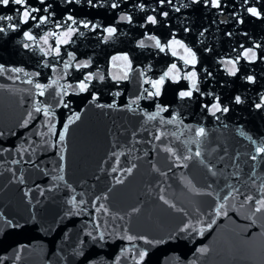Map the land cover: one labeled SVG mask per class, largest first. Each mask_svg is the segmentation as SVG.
I'll return each mask as SVG.
<instances>
[{
	"label": "water",
	"instance_id": "water-1",
	"mask_svg": "<svg viewBox=\"0 0 264 264\" xmlns=\"http://www.w3.org/2000/svg\"><path fill=\"white\" fill-rule=\"evenodd\" d=\"M47 2L54 12L48 24L30 21L0 33V264H264V210L256 212L264 200V154L255 151L264 145V107H255L264 98V0H222V10L192 0L163 6L101 0L97 8L84 0ZM112 2L120 6L113 9ZM19 7L0 6V15L14 17L0 25L19 23ZM66 9L117 32L105 41L106 33L80 26L59 56L45 55L40 38L59 35L55 22ZM149 15L158 23H146ZM29 29L39 44L25 49L23 43H32L23 39ZM173 35L196 53L195 66L185 65L182 48L161 52L147 39L167 45ZM49 44L54 48L56 40L49 37ZM244 48L255 49L257 59L243 58ZM125 55L127 61L113 59ZM238 55L237 74L229 75L222 61ZM85 61L87 68L76 67ZM172 64L181 77L195 67L200 91L213 95L180 99L191 83L181 78L166 79L159 96H148L145 89H155L146 81L158 80ZM89 73L88 90L80 92ZM37 84L48 85L43 95ZM215 97L227 113L213 116L203 107ZM158 105L166 111L149 119ZM201 127L206 134L198 137ZM185 224L192 227L182 231ZM142 251L147 255L140 261Z\"/></svg>",
	"mask_w": 264,
	"mask_h": 264
},
{
	"label": "snow or ice",
	"instance_id": "snow-or-ice-1",
	"mask_svg": "<svg viewBox=\"0 0 264 264\" xmlns=\"http://www.w3.org/2000/svg\"><path fill=\"white\" fill-rule=\"evenodd\" d=\"M84 2L91 8H97V7H101L103 6L101 4V0H84ZM159 4L161 6H163L164 4H169L172 5L173 4V0H158ZM193 3H201L203 2L206 6H210L213 8H217V9H221L223 8V4H222V0H192ZM10 3L15 4L17 6H20L19 8L16 9L17 13L20 14V19H19V23H8L6 25H0V33L6 34L7 30H12V31H17L20 28V25H26L28 24L30 21L35 22L34 23V27H39V26H43L48 24L49 20L53 17L54 12L51 11L53 5L51 3H48L47 0H36V4L39 6H34L28 3V0H0V6H8ZM64 3L67 5H73V4H79L81 3V0H64ZM244 4L248 3V0H243ZM120 5L117 2H112L111 3V8L116 9L118 8ZM139 8L141 10H143L145 8V5L143 3L139 4ZM174 10L176 12H179L181 9L179 7H175ZM46 13V15H39L37 16V13ZM247 12L253 16V17H261V11L258 10L256 7H248L247 8ZM169 15V13L167 11H164L162 13V16L167 18ZM14 17L12 15H0V21H13ZM119 19L121 21H128L129 23H131L132 21V17L130 15H121L119 17ZM240 23H243L242 20L239 21ZM146 23H150V24H157L158 20L156 16H152L149 15L147 16L146 19ZM80 26H82L85 29H89L91 31H96V30H101L103 33H106V35L103 36V39L105 41L109 40L110 38H112L114 36V34L117 32V28L115 26H107V27H103L102 25H99L97 23H94L92 21H88V20H77L75 19V17L73 16V14L71 13L70 9H66L64 11V19L62 21H56L55 22V27L57 29L60 30L59 35L57 34V32L52 31V32H46L40 39L43 43V45H47L48 48L47 50H45V48L41 47V51L44 52L45 55H49L51 53H55V55L59 56L61 53V45L63 44H67L69 43V39L70 37L73 36V34L79 32V28ZM66 29V31H65ZM186 31L188 29H185ZM80 35H83L82 32L79 33ZM204 33H201V36H203ZM228 35H231V33H229ZM49 37H52L56 40V45L53 48L52 45L49 44ZM23 39L25 41H29L32 43H23V47L25 49L30 48L33 46V44H39V42L37 41V37L35 35L32 34V30H26L23 31ZM147 39L149 40H154L155 41V46L161 51L164 52L166 51L167 48H175V47H179L182 48L184 50V52L186 53V57H184V63L185 65H192L195 66L197 64V56L196 53L192 51L191 48L187 47L186 45H184L181 41L175 39V36L173 35V39L167 44H162L161 41L159 39H157L155 36H149L147 37ZM139 46L144 47V40H140L139 41ZM256 47H259V45H257ZM175 51H173V55H175ZM243 58H246L247 60L251 61H255L257 59V53L255 51V49L253 48H244L243 49ZM70 59H74L73 55L70 53L69 54ZM113 59H123L125 61L128 60L127 55L123 56V57H114ZM241 59V56H237L235 59H229L226 61H222L223 63H225V66L227 68V71L229 73V75L235 76L237 74V64L239 62V60ZM228 65H230L231 67H228ZM70 65L68 63H65L64 67L68 68ZM77 68H87L88 67V62L85 61L83 63H79L76 65ZM0 71H3V67L0 66ZM11 71L13 72H21L22 69L20 68H13L11 69ZM205 72L208 76H211L212 74L210 72H207V70L205 69ZM175 73V74H174ZM180 70L177 68L176 64H172L171 67L169 68L168 71L164 72V74L162 76H160V78L158 80H150V81H146L147 83H150L152 85V88L155 89V91H149L148 89H145V92H147L148 96H159L161 94V87L164 85L165 80L166 79H172L174 81H178L181 78L186 79V80H190V86L188 87L187 90H181L178 93V96L180 99H184V98H191L193 97L194 92H199L201 96L203 95H213L211 92L205 94L203 92L200 91L199 87H198V73L195 70V67H193V70L188 72L187 74H185L183 77H181V75L179 74ZM143 75V73H141ZM101 79H103V76L100 77ZM123 79H127V75H125L124 77H122ZM93 79V75L91 73H89L88 75L85 76L84 80H81L78 84V89L80 92H84L88 90L89 84L87 83L88 81H91ZM249 82H254V77L249 75L246 78ZM29 83H31L32 81L29 80ZM53 83H55V81H53ZM48 87V85H40L37 84L36 88L41 89L40 91V95H43V89ZM69 87H71V85H69ZM62 96H61V103H64L63 101V95H67L66 91L62 90ZM116 95H119V93H116ZM93 100L96 99L95 96H93L92 98ZM132 103H135V101H133ZM235 103L239 104L241 103V97L239 95H237L235 97ZM65 107H67L68 105L65 103L64 104ZM115 105H107V107H114ZM158 107V112L152 116H149V119H154L155 115H158L159 112L162 111H166L165 108H161ZM204 108L207 109V111L212 114L213 116L216 115V113L218 112H222V113H227L230 109L227 106H222L219 97H215L214 102L211 104V106L208 105H203ZM255 107L257 109L264 107V98L261 99L260 103H257L255 105ZM37 112L41 111V108L37 107L35 109ZM44 113L45 115H49L48 110L45 108L44 109ZM31 115V113L29 114ZM76 119L79 118V114H76L75 116ZM175 119V118H174ZM217 119H219V117H217ZM73 122V119H69L68 123L71 124ZM170 123L172 121H169ZM27 124V121L25 122ZM67 130V124L65 125V131ZM196 131V136L198 137H202L204 136L205 133V129L203 127L198 128L195 130ZM60 141L64 140V132L60 133L59 136ZM157 139H159V137H157ZM255 143V142H254ZM168 151H171V149H168ZM257 154H264V145L258 146L255 149ZM196 156L200 155V152L197 151L195 153ZM190 157H185V159H189ZM253 160L256 159V156L252 157ZM118 162V161H117ZM115 171V169H113ZM127 171L130 173L132 171L131 168L127 169ZM120 182V181H117ZM163 199V197H162ZM249 199H251V197H249ZM165 203H167V201H165ZM258 203V207L256 208V212H260L262 210H264V200L261 201H257ZM101 207H103V205H101ZM223 208V205H220L219 208L217 209V215H220V209ZM133 211H137V209H133ZM2 215V214H0ZM7 223L12 226V227H20V225H14L12 224L11 221H7ZM212 223H215V220L212 221ZM192 227L191 224H185L184 225V229H188ZM208 227H211V224L208 225ZM203 233V229L201 230V234ZM89 235H91V233H89ZM94 240L97 238L96 236L92 237ZM99 238L101 240H103V233L100 234ZM129 240L133 239V237H128ZM198 251L201 252H206L207 249L203 248V249H199ZM147 255L146 251H142L139 253V259L140 261L144 260V257ZM139 264V262H138Z\"/></svg>",
	"mask_w": 264,
	"mask_h": 264
}]
</instances>
